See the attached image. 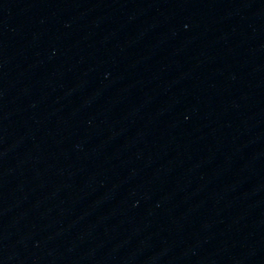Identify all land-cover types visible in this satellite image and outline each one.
Returning <instances> with one entry per match:
<instances>
[{"label":"water","instance_id":"water-1","mask_svg":"<svg viewBox=\"0 0 264 264\" xmlns=\"http://www.w3.org/2000/svg\"><path fill=\"white\" fill-rule=\"evenodd\" d=\"M0 264H264V0H0Z\"/></svg>","mask_w":264,"mask_h":264}]
</instances>
